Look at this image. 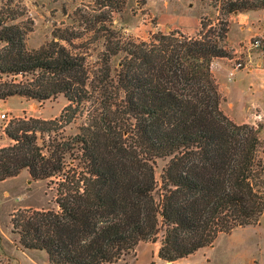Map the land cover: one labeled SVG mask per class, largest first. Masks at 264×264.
Here are the masks:
<instances>
[{"label":"trees","instance_id":"16d2710c","mask_svg":"<svg viewBox=\"0 0 264 264\" xmlns=\"http://www.w3.org/2000/svg\"><path fill=\"white\" fill-rule=\"evenodd\" d=\"M92 3L84 27L75 12L80 29L57 28L28 50L25 6L0 0V101L61 95L67 102L54 119L15 118L4 129L10 143L0 147V183L23 170L31 181L57 180L56 209L11 214L20 247L44 252L51 264H115L140 243H159L158 259L175 262L256 225L264 143L258 129L224 114L211 70L214 60L234 58L225 46L228 22L137 42L111 27L126 0ZM262 7L231 0L223 15ZM86 34L103 42L92 72L81 51ZM83 115L76 135L60 134ZM158 160L165 164L157 178Z\"/></svg>","mask_w":264,"mask_h":264},{"label":"rangeland","instance_id":"374dc122","mask_svg":"<svg viewBox=\"0 0 264 264\" xmlns=\"http://www.w3.org/2000/svg\"><path fill=\"white\" fill-rule=\"evenodd\" d=\"M14 1L22 2L27 10V15L23 19H29L33 24L32 32L28 34L26 39L28 50H37L51 41L52 33L57 28L75 27L80 29V25L84 27L82 21L85 22V17L95 14L92 0ZM228 1L231 0H126L123 10L113 15L111 27L123 36L137 42L148 41L157 32L175 31L186 36H194L199 30L201 21L206 24L211 23L213 27L219 26L220 22H228L231 14L223 15ZM250 1L260 2L264 0ZM75 12H78L80 17V25L76 21ZM82 40L85 43L81 45L83 46L81 51L86 57L88 70L90 72L97 70L100 67L99 57L103 50V42L101 39L96 41V38L89 34H86ZM234 57L243 64L239 70L248 72L250 68L249 60L246 59L247 53ZM119 58L120 56L114 58L112 64L115 65ZM225 62L227 66L234 68L233 61ZM219 68L220 63L218 62L212 68L216 81L219 77ZM245 72H242L241 75H245ZM2 80L6 79L3 78ZM246 81H242L238 91L234 90L231 93V81L221 79L223 91L229 94L235 112L245 113L244 116L247 119L244 120L248 122L245 124L258 129L259 138L264 143V119L251 117L256 113L253 107L254 101L264 98V85L257 91L253 82L249 84V81ZM221 94L224 98L221 109L226 111L228 108L227 100L222 92ZM66 104V100L61 95L41 103L23 102L18 98H11L3 105L1 113H5L7 119L1 120V127L7 126L12 119L21 117L41 120L54 119L59 116ZM89 108L91 107H88V111ZM83 120L84 115L78 116L62 129L60 134L64 137L76 135ZM38 144H42L41 140L38 141ZM262 158L264 162V156ZM66 162L67 166H70L67 169L68 172L72 173L73 162L70 158ZM164 164V160L156 161L157 178ZM56 183L57 180L31 181L29 177H21L19 180L9 181L6 185H0V233L4 235L10 233L9 215L14 213V211L11 212L12 209L16 211L56 209ZM4 188H7L8 191L5 196L2 194ZM158 248L159 243H146L145 245L143 243L136 247L134 254L124 257L115 264H166L158 259L157 254H154ZM176 264H264V213L256 225L235 229L230 235H220L210 248L201 249Z\"/></svg>","mask_w":264,"mask_h":264},{"label":"crops","instance_id":"0c3cea01","mask_svg":"<svg viewBox=\"0 0 264 264\" xmlns=\"http://www.w3.org/2000/svg\"><path fill=\"white\" fill-rule=\"evenodd\" d=\"M228 32L225 39V46L229 51H232L234 56L244 55L247 53V58L249 60V70L245 72L244 70H237L226 65V59H217L214 60L211 66V70L214 67L215 63H220V68L218 69L219 77L217 83L219 84L220 91L223 93L227 100L228 108L226 111H223L224 114L229 117L235 124L242 125L248 123L243 112H235L234 104L229 97L227 92L223 91L221 79L231 81L230 92L238 91L241 88L243 80L253 82L257 91L261 89L264 85V8L257 10H250L242 13H233L229 16L228 19ZM259 38L262 39L263 47L259 49L251 48L249 43L251 39ZM255 50V51H252ZM235 58V57H234ZM229 62H232L231 60ZM242 72H245V75H241ZM18 98V97H12ZM11 98L0 101V113L3 110V105L10 100ZM23 102H26L25 99H21ZM264 100V98H263ZM257 99L253 103L255 114L251 115L253 118L264 119V101ZM248 109V108H246ZM258 109V111H257ZM258 113V114H257ZM6 125L1 127L0 119V147L9 145L10 140L6 138L4 134V129ZM21 177H29L28 173L23 170L17 177L7 179L0 183V185H6L9 181L19 180ZM8 193L7 188L2 190L3 196ZM15 212V209H12L11 212ZM11 216V213L10 215ZM143 243H140L141 245ZM146 243H144L145 245ZM138 245V246H139ZM158 249L154 254H157ZM198 252V251H197ZM156 257V255H155ZM190 257V256H189ZM188 258V257H187ZM184 258V259H187ZM181 260L175 262H165L166 264H176ZM0 264H51L47 258V255L42 251H28L24 250L18 244V237L14 235L11 230L9 234L0 233Z\"/></svg>","mask_w":264,"mask_h":264},{"label":"built area","instance_id":"2783aa9c","mask_svg":"<svg viewBox=\"0 0 264 264\" xmlns=\"http://www.w3.org/2000/svg\"><path fill=\"white\" fill-rule=\"evenodd\" d=\"M263 42H262V39H259V38H255L253 41H251L249 43L250 47L251 48H254V49H258L262 46ZM231 61L234 62V68L239 70L240 68L243 67V64L240 62L239 59L237 58H233ZM0 119L1 120H6L7 119V116L5 113H0Z\"/></svg>","mask_w":264,"mask_h":264}]
</instances>
